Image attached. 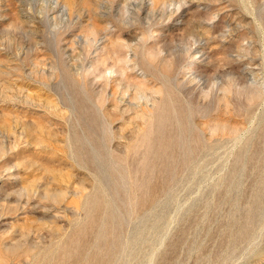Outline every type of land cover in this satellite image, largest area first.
Wrapping results in <instances>:
<instances>
[{"label":"rangeland","instance_id":"1","mask_svg":"<svg viewBox=\"0 0 264 264\" xmlns=\"http://www.w3.org/2000/svg\"><path fill=\"white\" fill-rule=\"evenodd\" d=\"M0 264H264V0H0Z\"/></svg>","mask_w":264,"mask_h":264},{"label":"bare ground","instance_id":"2","mask_svg":"<svg viewBox=\"0 0 264 264\" xmlns=\"http://www.w3.org/2000/svg\"><path fill=\"white\" fill-rule=\"evenodd\" d=\"M198 4V3H197Z\"/></svg>","mask_w":264,"mask_h":264}]
</instances>
